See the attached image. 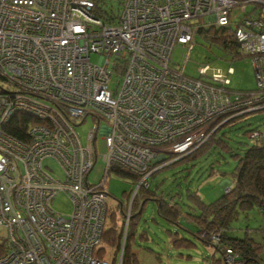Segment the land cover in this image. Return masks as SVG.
<instances>
[{
  "label": "built area",
  "instance_id": "obj_1",
  "mask_svg": "<svg viewBox=\"0 0 264 264\" xmlns=\"http://www.w3.org/2000/svg\"><path fill=\"white\" fill-rule=\"evenodd\" d=\"M209 28L230 30L251 60L255 90L233 97L225 80L205 77V68L189 77L173 60ZM262 111L264 0H0V264H122L127 225L119 260L103 240L111 167L138 183L127 218L155 170ZM20 112L31 118L26 140L7 131ZM89 118L84 146L76 128ZM249 138L264 143V133ZM47 159L62 179L48 174ZM99 159L104 179L89 184ZM60 194L70 216L51 207Z\"/></svg>",
  "mask_w": 264,
  "mask_h": 264
},
{
  "label": "rangeland",
  "instance_id": "obj_2",
  "mask_svg": "<svg viewBox=\"0 0 264 264\" xmlns=\"http://www.w3.org/2000/svg\"><path fill=\"white\" fill-rule=\"evenodd\" d=\"M98 59L97 54L90 55L91 63L96 64ZM173 60L180 62L181 69L189 77L198 78L201 76V69L205 68V77L225 80V86L233 97L244 91L255 90L257 86L249 57L240 52L239 56L233 59L230 53L210 44L200 35L195 36L194 44L189 50L176 49ZM115 81L116 78L113 77L112 88L115 86ZM93 127L94 122L89 118L76 128L84 146L87 144L88 133ZM229 127L221 128L217 134L225 142V149L220 148L218 144H211L213 141L210 140L201 148L203 152L195 158L193 156L196 154L193 155V152L191 156L163 168L150 178L147 181L148 189L156 196L152 194L150 197L146 196L143 210L137 217H135L137 213L133 206L127 218L121 216L117 205L122 207L130 205L128 195L131 196V192L135 191L138 183L114 172L109 173L104 189L108 193L110 207L116 210V214L108 222L116 229L123 224V226L127 225V231L133 230L128 242L132 263L134 259V264H242L243 261L238 253L234 256H227L222 248L220 233H214L215 227L210 228L204 236L199 235L207 242L197 237L196 233L199 228L190 217L198 213V206L193 200L194 195L200 202L209 204L226 193L227 187L233 185L232 174L235 160L231 155L241 153L242 150L253 145V140L248 137L247 131L257 129L264 133V112L250 114L241 119L237 118L234 127ZM96 146L98 154L105 152L101 139L97 140ZM44 165L52 170L48 171V174L54 179L63 178L60 167L54 160L47 159ZM104 175L105 164L99 159L94 164L87 181L89 184H98L104 179ZM160 194L169 203H173V200L179 203L181 216L180 214L178 216V210H176L177 217L169 216L171 219L167 221L158 214L157 202L154 199H157ZM170 197L173 198L172 201ZM133 202L135 207L136 203ZM51 207L55 212L64 216H70L72 212L70 201L63 194L58 195L52 201ZM134 221L137 223L135 227L133 226ZM262 225L259 212L251 209L245 213L239 212L236 219L230 222L228 231L229 236L233 238H252L263 246V248H257L259 264H264ZM103 240L105 241V238ZM122 243L123 239L121 245ZM106 245L116 249V244L113 245L108 240ZM119 258L120 253L117 254V260Z\"/></svg>",
  "mask_w": 264,
  "mask_h": 264
},
{
  "label": "trees",
  "instance_id": "obj_3",
  "mask_svg": "<svg viewBox=\"0 0 264 264\" xmlns=\"http://www.w3.org/2000/svg\"><path fill=\"white\" fill-rule=\"evenodd\" d=\"M109 4L110 3L107 4L108 7H110ZM198 35H200L205 40L209 41L210 44H214L218 46L219 48H221L224 51H227L231 55L232 53H235L234 55H232L233 59L239 56V52L237 51L238 44H236L232 40L233 35L231 34L230 30L209 28L202 32L199 31ZM243 117H240L238 119H241ZM30 120H31L30 116L22 112L14 115L9 123L10 125L7 128L8 133L10 135H13L14 137H17L18 139L26 140L28 138L27 128ZM236 121L237 119H234L229 123L225 124L223 127L225 126H230L229 128L234 127V122ZM254 131L260 132L257 129L249 130L247 131L248 137L249 134ZM260 133L263 134L262 132ZM217 134L218 132L211 135L208 141L211 140L213 141L211 144H218L220 148L225 149L226 148L225 142H223L222 138L220 136L218 137ZM202 147H200L193 153V155L196 154L195 156H193V158H195L197 155L203 152V149L201 150ZM231 157L235 160V168L232 174L233 185L230 191L228 193H224L214 202L209 204H204L200 202L199 199H197L196 195H194L193 200L195 204L198 206L197 208L198 213L196 215H191L190 217L192 219V222L195 223V225L198 226L199 228L198 232L196 233L197 237L207 242V240H205L199 235L202 234L204 236V234H207L210 231L209 230L210 228L215 227L216 230L214 233L216 232L220 233V237H221L220 240L223 246L222 248L224 250L230 249L233 252L238 253L240 255L241 260L243 261L242 264H256V263L259 264V260L257 259V257L259 258V255L257 254V248L260 249L263 248V246L260 245L259 243H256L252 238H248V237H244L241 239L233 238L229 236L228 231H229L230 222L236 219L239 212L245 213L248 210L255 209L259 212V214L262 217V222H263L262 231L264 232V143L256 144L255 142H253L252 146L242 150L241 153L232 154ZM182 160L184 159H181L179 161ZM175 163H178V161ZM175 163H172L171 165ZM162 170L163 168H161L157 172L155 171L154 173H152L149 179ZM111 171L121 177L130 178L134 180L133 175L129 174L124 170H121L117 166H112ZM148 186L149 185L147 184L146 187H142L138 191L136 197L134 198L136 205L134 207V202H133L132 206L133 209L136 210L135 213H137L135 214L136 215L135 217L141 214L143 210V206L145 204L144 199L146 198V196L150 197L151 194L156 196L154 192L151 193L149 191ZM129 196L130 194L128 195V199ZM158 196L160 200H158V198L154 200H156L157 202V212L162 218H164L167 221H170L171 218H169V216H171L172 218H174L175 216L177 217L176 210H178V216L179 214L181 216L180 205L178 202L174 201L173 198L170 197L171 201L173 200V203L172 202L169 203L168 201L163 199L162 194ZM117 207H119L121 216L124 217L125 213L127 212V207H122L119 205H117ZM113 211L114 209L112 208L109 209L110 219L116 213V210L114 211V213H112ZM136 224L137 223L134 221L133 226L135 227ZM131 232L127 231L125 245L122 254V264H134L135 262L133 259V263H132L131 254L128 249L129 237L132 236ZM122 236H123V224L120 226L119 229H116L112 226L106 231L104 242L108 240L113 245L116 244V249H114L115 254H119L121 250L120 248H121ZM0 252H1V242H0Z\"/></svg>",
  "mask_w": 264,
  "mask_h": 264
},
{
  "label": "bare ground",
  "instance_id": "obj_4",
  "mask_svg": "<svg viewBox=\"0 0 264 264\" xmlns=\"http://www.w3.org/2000/svg\"><path fill=\"white\" fill-rule=\"evenodd\" d=\"M202 146H203V145H202ZM202 146H201V147H202Z\"/></svg>",
  "mask_w": 264,
  "mask_h": 264
},
{
  "label": "crops",
  "instance_id": "obj_5",
  "mask_svg": "<svg viewBox=\"0 0 264 264\" xmlns=\"http://www.w3.org/2000/svg\"><path fill=\"white\" fill-rule=\"evenodd\" d=\"M223 186H224V184H223Z\"/></svg>",
  "mask_w": 264,
  "mask_h": 264
}]
</instances>
